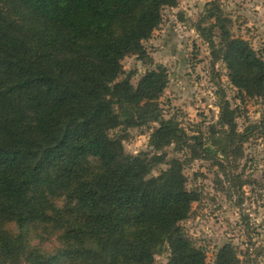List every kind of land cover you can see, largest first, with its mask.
<instances>
[{
  "label": "trees",
  "instance_id": "16d2710c",
  "mask_svg": "<svg viewBox=\"0 0 264 264\" xmlns=\"http://www.w3.org/2000/svg\"><path fill=\"white\" fill-rule=\"evenodd\" d=\"M176 3L0 0L1 264H153L164 251L168 264H206L181 224L199 199L182 161L127 154L122 136L110 133L156 122V151L184 138L157 105L166 72L149 70L134 87L121 64L127 55L147 58L142 41ZM215 19L214 58L264 101V62ZM259 127L264 137V115ZM160 164L167 167L152 174ZM42 236L53 252L33 243ZM213 264L240 261L225 244Z\"/></svg>",
  "mask_w": 264,
  "mask_h": 264
},
{
  "label": "rangeland",
  "instance_id": "374dc122",
  "mask_svg": "<svg viewBox=\"0 0 264 264\" xmlns=\"http://www.w3.org/2000/svg\"><path fill=\"white\" fill-rule=\"evenodd\" d=\"M161 14L158 27L142 41L147 58L127 55L121 64L134 87L149 70L166 72L159 112L185 136L180 144L156 151L149 145L156 122L110 133L122 136L127 154L164 152L167 161H182L187 187L199 199L181 224L204 251L206 264L214 263L225 244L233 247L240 264H264V137L259 127L264 101L232 83L223 56L214 58L221 47L216 15L225 20L230 37L247 41L264 62V0H177ZM166 167L160 164L152 174ZM43 237L33 243L50 252ZM168 256L167 251L155 255L153 264H168Z\"/></svg>",
  "mask_w": 264,
  "mask_h": 264
}]
</instances>
